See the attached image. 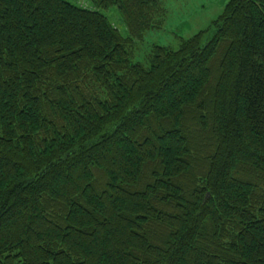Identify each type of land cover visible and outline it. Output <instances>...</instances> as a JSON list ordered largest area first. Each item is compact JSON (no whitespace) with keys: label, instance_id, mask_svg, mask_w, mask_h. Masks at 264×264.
<instances>
[{"label":"trees","instance_id":"obj_1","mask_svg":"<svg viewBox=\"0 0 264 264\" xmlns=\"http://www.w3.org/2000/svg\"><path fill=\"white\" fill-rule=\"evenodd\" d=\"M92 3L0 0V264H264V0Z\"/></svg>","mask_w":264,"mask_h":264},{"label":"rangeland","instance_id":"obj_2","mask_svg":"<svg viewBox=\"0 0 264 264\" xmlns=\"http://www.w3.org/2000/svg\"><path fill=\"white\" fill-rule=\"evenodd\" d=\"M89 10L105 15L122 35L127 28L117 6L96 8L92 0H65ZM160 12L155 16L158 26L145 32L140 41L133 46V61L146 63L152 45H165L176 48L180 38L190 37L200 30L208 28L221 13L228 0H159Z\"/></svg>","mask_w":264,"mask_h":264}]
</instances>
